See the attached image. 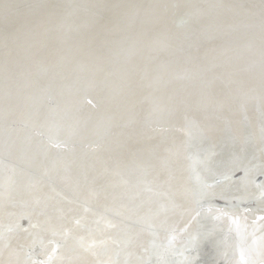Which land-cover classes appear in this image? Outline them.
Instances as JSON below:
<instances>
[{
    "label": "water",
    "instance_id": "95a60500",
    "mask_svg": "<svg viewBox=\"0 0 264 264\" xmlns=\"http://www.w3.org/2000/svg\"><path fill=\"white\" fill-rule=\"evenodd\" d=\"M24 14L35 20L31 33L21 23ZM18 70L31 84L9 81ZM1 72L7 75L0 79V153L7 160L31 158L39 141L19 125L20 117L32 126L43 117V136L64 143L104 139L117 130L139 135L151 125L171 133L174 125H186L179 139L191 154L204 156L208 133L200 124L223 117L227 146L235 142L230 116L247 134L251 121L264 124V0H0ZM21 86L35 91L25 95ZM53 91L69 96L60 108L41 99ZM25 110L28 117L21 116ZM139 157L142 165L152 164ZM238 161L231 156L224 170L218 165L209 172L225 173L211 189L227 182ZM254 198L207 197L205 203L250 210ZM199 220L204 223V213Z\"/></svg>",
    "mask_w": 264,
    "mask_h": 264
},
{
    "label": "bare ground",
    "instance_id": "6f19581e",
    "mask_svg": "<svg viewBox=\"0 0 264 264\" xmlns=\"http://www.w3.org/2000/svg\"><path fill=\"white\" fill-rule=\"evenodd\" d=\"M34 22L21 17L29 33ZM21 73L9 81L31 84ZM6 75L1 72L0 79ZM21 89L25 95L35 91ZM41 99L60 108L69 96L53 91ZM23 115L28 117L26 110ZM36 118L33 126L29 118H16L39 140L31 158L18 157L19 164L0 153V264H258L264 259V188L258 187L264 186V124L251 121L247 134L238 117L230 116L235 142L227 146L223 117L202 123L198 127L208 133L209 147L198 157L179 139L186 125H174L171 133L151 125L139 135L117 130L104 139L64 143L44 137L38 127L44 118ZM140 155L152 164L139 163ZM231 156L238 164L228 169L226 183L211 189L225 173L209 172ZM248 194L258 198L250 210L205 203L207 197ZM202 213L217 227L200 222Z\"/></svg>",
    "mask_w": 264,
    "mask_h": 264
}]
</instances>
